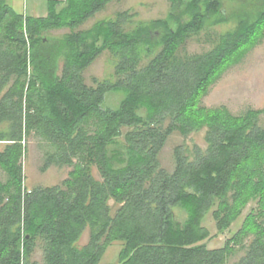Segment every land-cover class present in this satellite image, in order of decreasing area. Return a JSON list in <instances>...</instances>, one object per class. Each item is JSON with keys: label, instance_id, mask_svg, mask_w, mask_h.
<instances>
[{"label": "trees", "instance_id": "trees-1", "mask_svg": "<svg viewBox=\"0 0 264 264\" xmlns=\"http://www.w3.org/2000/svg\"><path fill=\"white\" fill-rule=\"evenodd\" d=\"M113 1L49 0L48 15L34 17L0 0V264H38L39 248L44 264H100L117 241L119 264H227L238 247L244 255L233 264H264V110L201 104L264 36V0H226L239 2L237 27L184 56L210 18L227 20L224 0H169L163 19L126 10L82 28ZM59 30L68 32L48 34ZM106 52L113 79L87 85L85 71ZM116 92L118 107L106 106ZM205 128L206 150L190 158L178 146L175 170L163 168L173 134ZM32 132L53 149L44 168H71L61 184L27 187ZM249 206L239 230L209 248L208 214L225 234Z\"/></svg>", "mask_w": 264, "mask_h": 264}, {"label": "rangeland", "instance_id": "rangeland-1", "mask_svg": "<svg viewBox=\"0 0 264 264\" xmlns=\"http://www.w3.org/2000/svg\"><path fill=\"white\" fill-rule=\"evenodd\" d=\"M18 1L20 2V0ZM25 1L27 4L32 0ZM224 1V14L227 20H222L219 24H213L214 21H217V18H210L206 29L200 36L189 40L186 46L181 50L180 55L203 53L213 47L226 31L237 27L236 18L232 17V15L237 7H239V2ZM22 4L23 2H20L19 9H22ZM169 9V0H115L107 6L104 12L93 17L82 28H89L97 20L103 18H114L116 13L126 10L137 13L138 17L136 20L150 21L154 19H163L167 16ZM66 32H68V30L53 31L48 34L51 36H58ZM240 56L238 55V57H236L234 63L228 66L210 87L208 94L201 100L203 106L207 108L225 106L235 115H242L251 109L264 110V36L258 40L256 45L248 48V50L244 51ZM145 63H147V61ZM145 63L143 62L142 66ZM61 69L60 67V71ZM84 75L87 85H94V79L99 81L113 79V56L110 53H104L85 71ZM123 97L124 94L120 92L107 94L105 105L116 108ZM259 124L261 127H264V113L260 117ZM4 128L5 125H0V132H2ZM206 130L207 128L193 133L187 138L178 133L173 134L161 152L160 159L163 168L171 173L175 170L176 160L174 150L178 146H184L188 150L190 158H193V149L195 147L206 150ZM25 141L27 154L25 155L23 164L26 185L29 189L55 186L61 184L68 178L71 168L60 169L56 166H51L48 169L44 168L47 155L52 152L53 149L43 137L36 132H32L26 137ZM4 146L5 144L0 142V150H2ZM0 180L3 182L7 181V175L1 168ZM250 207L251 206L244 211L241 218L235 222L231 229L225 234L218 232L215 228L212 215L208 214L206 225L212 231V239L208 241V247L217 248L223 246L224 243L239 230L244 218L250 211ZM89 237L90 230L87 229L79 240L78 245H86ZM121 249L122 242H114L107 249L100 264H119ZM242 255H244V251L238 247L235 253L229 257L227 264H233ZM33 260L37 261L38 264H44L43 253L40 248L37 249Z\"/></svg>", "mask_w": 264, "mask_h": 264}, {"label": "crops", "instance_id": "crops-1", "mask_svg": "<svg viewBox=\"0 0 264 264\" xmlns=\"http://www.w3.org/2000/svg\"><path fill=\"white\" fill-rule=\"evenodd\" d=\"M11 5H13L16 9H19L20 2H23L22 10L26 16H34V17H45L48 15V1L49 0H32L30 3L26 4L25 0H7ZM56 1H65V0H56ZM19 2V6H18Z\"/></svg>", "mask_w": 264, "mask_h": 264}]
</instances>
